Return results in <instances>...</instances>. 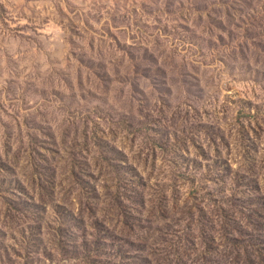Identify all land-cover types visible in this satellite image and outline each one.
<instances>
[{
  "label": "rangeland",
  "instance_id": "1",
  "mask_svg": "<svg viewBox=\"0 0 264 264\" xmlns=\"http://www.w3.org/2000/svg\"><path fill=\"white\" fill-rule=\"evenodd\" d=\"M0 264H264V0H0Z\"/></svg>",
  "mask_w": 264,
  "mask_h": 264
},
{
  "label": "trees",
  "instance_id": "2",
  "mask_svg": "<svg viewBox=\"0 0 264 264\" xmlns=\"http://www.w3.org/2000/svg\"><path fill=\"white\" fill-rule=\"evenodd\" d=\"M113 203H114L116 206H119V205H117V203H116L115 200H113ZM121 214H122V213H121ZM122 224L125 225V223H123V222H122Z\"/></svg>",
  "mask_w": 264,
  "mask_h": 264
}]
</instances>
